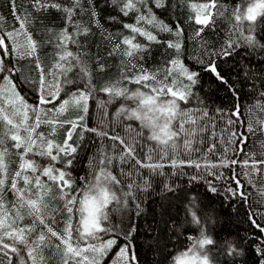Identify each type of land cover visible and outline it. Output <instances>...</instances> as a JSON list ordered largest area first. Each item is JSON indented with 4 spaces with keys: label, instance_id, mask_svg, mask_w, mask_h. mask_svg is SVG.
Here are the masks:
<instances>
[{
    "label": "snow or ice",
    "instance_id": "snow-or-ice-1",
    "mask_svg": "<svg viewBox=\"0 0 264 264\" xmlns=\"http://www.w3.org/2000/svg\"><path fill=\"white\" fill-rule=\"evenodd\" d=\"M6 3L12 23L0 15V264H141L134 242L141 220L146 264H264V0ZM218 20L227 27L217 30ZM154 47L159 63L150 65ZM237 55L238 84L217 62ZM202 73L228 87L230 108H213L201 95ZM25 84L35 103L21 94ZM82 155L84 174L75 175ZM181 180L203 182L214 194L222 182L221 194L246 206L255 231L218 238L208 227L213 218L201 215ZM180 205L184 231L172 214ZM191 229L197 235H186L182 247L179 237ZM155 254L161 258L148 260Z\"/></svg>",
    "mask_w": 264,
    "mask_h": 264
},
{
    "label": "trees",
    "instance_id": "trees-1",
    "mask_svg": "<svg viewBox=\"0 0 264 264\" xmlns=\"http://www.w3.org/2000/svg\"><path fill=\"white\" fill-rule=\"evenodd\" d=\"M226 2L235 5L238 0H226ZM27 6V5H26ZM30 7V6H27ZM159 11V10H158ZM187 11L181 13V15L184 17L186 20L187 17ZM0 15H3L7 18V21L9 24L12 23V17L9 12V8L7 6L6 0H0ZM104 15H108V13H104ZM167 15V14H166ZM165 18V17H161ZM50 21L54 24L55 27L59 28L63 25V21L59 19V14L57 13H52L51 17L49 18ZM127 22H132L131 18H125ZM171 17H167L166 22H171ZM185 31L186 33H190L192 31L193 25L185 23ZM217 26L219 30L220 28H226L227 24L223 20H218L217 21ZM119 27V25H112V30L115 28ZM206 35H213L212 33H207ZM221 37H223V32L220 33ZM143 40V38H140ZM219 41H217V46H218ZM49 50L47 48L44 49V52H48ZM92 52L95 53L96 49L92 48ZM114 59V58H113ZM218 65H219V70L221 71V74L224 75L230 83H237L238 81L235 79L236 77V70L234 69L233 65H240L243 63L241 60L240 56H234V57H229L227 61L224 60H218ZM22 63H27V61H24ZM159 63V49L158 47H154L153 50V55L152 59L149 61V64H155ZM194 70H197V66L192 65ZM25 75H28V69H25ZM202 81H201V95H206L209 104L211 107H225V108H230L232 105V94L229 91L228 87L217 81L215 77H213L210 73H202ZM115 78V77H113ZM98 82V81H94ZM20 92L23 96L26 97L29 103H35L36 102V95L35 92L31 90L30 86L25 84L20 87ZM100 98L106 100L107 97L104 96L102 93L100 94ZM242 103H244V100L242 98ZM122 103V100H116L112 105L109 106V111H114V109L119 106V104ZM92 104V115H93V121L95 120L96 117V101H91ZM244 106L247 107V103H244ZM48 107H51L50 105ZM72 112H69L66 114L65 117L72 115ZM31 122V121H30ZM242 130V129H241ZM40 131H46L45 126H41ZM60 138L62 139V132L59 134ZM259 139V138H257ZM241 160L244 158L243 155L239 157ZM9 160L11 161L10 164V169L9 171L11 172L12 169L16 167V161L18 160V157L15 155L10 156ZM85 162H86V157L84 155L81 156V163L77 164L75 168L73 169V172L75 175H83L84 170H85ZM236 171L241 172L242 169L239 167V165H236ZM166 172H170L171 169L166 168ZM185 171L191 172L193 171L192 169H185ZM226 175H231V172L228 169L224 170ZM162 179V178H161ZM175 179V177H173ZM186 179V178H185ZM180 183L183 185V191H186L188 193V196H196L197 199L200 202V206L202 209L201 215H210L213 220L209 223L208 227L209 230L214 232V234L219 238L221 236H230L232 240H237L240 238H243L249 234H251L255 229H253L252 225L248 221V214H247V208L246 206L237 201V200H227L225 199V195H222V182H216L217 187H218V192L217 193H212L208 190L207 184L201 182L199 184H194L192 187H188L185 183L184 180H181ZM242 183H245L247 186V182L245 180H242ZM234 186V185H233ZM247 190L252 193V197H255L258 199L255 193V189L251 188L250 186H247ZM183 198V197H182ZM177 205L180 204L179 201H175ZM152 207L155 208L156 205L152 204ZM253 207L255 208L256 205L253 204ZM172 214L174 216H177V219L183 224L184 221V213H183V207L180 205L179 210L177 208H173ZM59 219V218H58ZM152 217H148V222H151ZM157 220H159V215L157 214ZM26 223L28 222L27 220L25 221ZM258 222H260L258 220ZM58 227H63V224L61 223L58 225ZM146 227V224L143 220L139 222V228L140 231L138 232L137 236L134 238V242L136 244V251L138 256H140L141 259V264H146V261L143 259V257L146 255V248L147 244L145 241V232L144 228ZM153 227L157 228V231L160 229L164 228L163 224L159 225H153ZM189 226L186 224H183L182 228L180 231H184L185 229H188ZM168 236H171V233L167 234ZM186 235H197V232L195 229H191L190 231H187L185 235H181L179 237V241L183 242V246H186L187 243H189L186 240ZM167 237L165 240L161 241V245L166 242ZM171 243H178L176 240H171ZM115 251V250H114ZM169 250H165V254H167ZM174 251V250H173ZM46 255H51V253L46 252ZM148 260H153V259H160L159 254L155 255H148ZM246 258V257H245ZM58 258H53L49 261V264H57ZM249 264H251V260H249Z\"/></svg>",
    "mask_w": 264,
    "mask_h": 264
}]
</instances>
